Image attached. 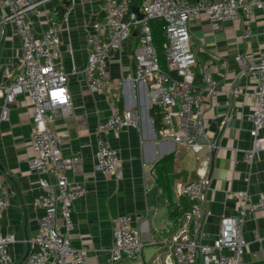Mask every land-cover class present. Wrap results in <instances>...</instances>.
Instances as JSON below:
<instances>
[{
	"label": "crops",
	"instance_id": "crops-1",
	"mask_svg": "<svg viewBox=\"0 0 264 264\" xmlns=\"http://www.w3.org/2000/svg\"><path fill=\"white\" fill-rule=\"evenodd\" d=\"M55 1L43 6L44 13L36 18V37L48 27L47 18L56 7ZM67 1L70 8L60 32L57 65L69 74L73 113L51 122L49 127L60 135L65 156L78 153L83 156L68 174L70 180L82 182L86 187V194L73 203V227L68 235L74 247L87 250L88 264H109L117 218L129 214L136 224L148 214L154 242L145 245L141 259L118 264H164L168 253L164 239L176 228L171 212L183 209L188 202L181 195V185L198 177L195 155L185 148L176 153L179 145L163 137L161 112L154 104L148 83L118 82L122 76L136 72V52L141 47L137 27L124 41L122 50L110 54L108 68L113 85L103 92L89 88L85 72L89 54L87 35L93 22L103 14V0H74L73 4L72 0ZM7 12L9 8L0 5V117L2 91L20 71L19 57L23 54L22 37L15 23L3 18ZM190 32L198 56L197 71L210 66L219 84L218 94L206 98L203 104L206 131L216 144L205 194L213 214L203 222L204 241L212 242L217 237L222 214L238 216L248 243L244 264H264V210L244 216L240 212L244 202L257 201L264 194V149L253 151L251 160L246 157V152L254 147L255 137L249 118L254 102L245 92L254 88V79L251 73H241L235 58L241 53L250 60L259 59L264 48V12L255 8L252 16L246 18L240 8L232 20L222 22L218 28H213L206 14H200L191 19ZM234 87H239L241 93L234 94ZM125 109L137 111L140 125L107 135L110 144L120 152L122 178L118 179L97 168L96 131L99 122ZM34 110L33 100L21 94L10 105L8 118L0 119V193L6 190L11 198L10 208L0 217V228L4 234L16 236L9 249L13 260L8 264H26L39 218L45 213L34 201L45 194L39 180L47 175L29 164L34 154ZM259 136L264 139V129L259 130ZM164 158L166 169L160 179L156 164ZM242 191L248 193L249 200L239 195ZM59 225L66 234L61 218Z\"/></svg>",
	"mask_w": 264,
	"mask_h": 264
},
{
	"label": "built area",
	"instance_id": "built-area-1",
	"mask_svg": "<svg viewBox=\"0 0 264 264\" xmlns=\"http://www.w3.org/2000/svg\"><path fill=\"white\" fill-rule=\"evenodd\" d=\"M51 1L0 0V5L9 8L3 18L15 23L23 41L20 71L2 91L4 103L0 119L8 118L10 105L19 95L25 94L33 100L34 154L29 164L47 176L39 180L46 192L34 201V205L43 207L45 213L39 218L38 232L31 240L26 264H88L87 250L74 247L68 235L73 227V203L86 194L85 185L70 180L68 174L83 156L79 153L65 156L60 135L49 127L51 122L73 113L69 74L57 65L60 32L64 25L63 20L57 18L56 7L51 9L47 18L48 27L40 37L35 36L36 18L44 13L42 7ZM240 8L246 18H250L255 8L264 12V0H144L142 18L133 9L132 0H103V14L88 31L89 54L85 72L89 77V88L103 92L114 83L108 68L111 52L121 51L124 41L132 35L135 27L138 28L141 47L136 52V72L122 76L118 82L149 84L154 104L161 112L163 137L179 145L176 153L181 152L180 148L193 152L199 166L198 177L181 185V195L187 198L189 207L181 209L176 228L164 239L168 248L164 264H244L243 255L248 243L243 235V222L238 216L222 214L219 234L212 242L204 241L203 222L213 214L206 204L205 194L210 185V166L216 144L206 131L203 104L206 98L218 94L219 84L208 65L202 67L200 82L196 81L198 56L193 50L190 32L191 19L200 14H206L213 28H218L222 22L232 20ZM68 13L69 10L65 20ZM156 17L163 18L166 23V68L161 64L154 43L151 19ZM235 58L241 73H251L254 79V88L245 92L254 102V109L249 114L253 122L254 147L246 152V157L251 160L253 151L264 149V139L259 136V130L264 129V48L257 61L241 53ZM232 91L236 95L241 93L239 87ZM139 125L135 109L115 111L108 119L99 122L96 161L97 168L104 174L122 178L120 152L110 144L107 135ZM239 195L246 201L250 199L247 192H239ZM10 205V195L4 190L0 193V217ZM258 210H264V194L257 201L249 200L240 207L242 216ZM59 218L66 234L61 232ZM133 221L129 214L117 218L109 264L139 260L145 245L154 242L148 214L140 217L136 224ZM15 241L14 234H4L0 228V264L12 262L9 249Z\"/></svg>",
	"mask_w": 264,
	"mask_h": 264
},
{
	"label": "trees",
	"instance_id": "trees-1",
	"mask_svg": "<svg viewBox=\"0 0 264 264\" xmlns=\"http://www.w3.org/2000/svg\"><path fill=\"white\" fill-rule=\"evenodd\" d=\"M143 1L144 0H132V5L135 8L141 9ZM190 1L191 2H197L199 0H190ZM55 2H56L55 3L56 8H57V18L59 20H63L66 12L70 8V6H69L70 2L68 3L67 0H56ZM151 27H152V31H153L154 43H155V46L157 47V50L159 52L161 64L164 68H166V59H165V50H164V43L167 39L166 23H165L163 18L156 17V18L151 19ZM198 63H197V65H198ZM197 65L195 66V69H196ZM199 76H200V79L198 81L197 78ZM200 80H201V71H197V69H196V81L200 82ZM166 161H167V158H164L156 164L157 173H158V176L160 179L162 178L163 173L166 169V165H165ZM187 207H189L188 202H186L184 208H187ZM181 213H182V210H180L179 208H176L175 210H173L171 212V217L173 219L177 220V218L181 215Z\"/></svg>",
	"mask_w": 264,
	"mask_h": 264
},
{
	"label": "water",
	"instance_id": "water-1",
	"mask_svg": "<svg viewBox=\"0 0 264 264\" xmlns=\"http://www.w3.org/2000/svg\"><path fill=\"white\" fill-rule=\"evenodd\" d=\"M134 10L138 13V15H139L140 18L143 17L144 14H143V12L141 11L140 8H135V7H134ZM28 253H29V252H28ZM27 255H28V254H27Z\"/></svg>",
	"mask_w": 264,
	"mask_h": 264
},
{
	"label": "rangeland",
	"instance_id": "rangeland-1",
	"mask_svg": "<svg viewBox=\"0 0 264 264\" xmlns=\"http://www.w3.org/2000/svg\"><path fill=\"white\" fill-rule=\"evenodd\" d=\"M192 153V152H191Z\"/></svg>",
	"mask_w": 264,
	"mask_h": 264
}]
</instances>
